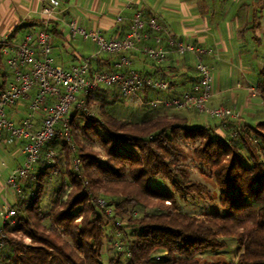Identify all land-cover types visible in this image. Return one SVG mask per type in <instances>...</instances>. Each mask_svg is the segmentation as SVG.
Wrapping results in <instances>:
<instances>
[{
    "label": "trees",
    "instance_id": "trees-1",
    "mask_svg": "<svg viewBox=\"0 0 264 264\" xmlns=\"http://www.w3.org/2000/svg\"><path fill=\"white\" fill-rule=\"evenodd\" d=\"M43 25L25 27L30 33ZM56 30L54 26L53 36ZM105 54L119 60L126 53ZM113 69L114 65L108 71ZM198 79L199 72L196 82ZM169 81L172 90L174 82ZM258 89L264 104V68ZM101 90H113L123 97L118 87ZM171 90L163 96L180 95L169 94ZM145 94L147 98L160 96H152L150 91ZM95 98L86 99L89 112L76 105L71 110L74 150L63 137L43 147L35 178L29 177L28 189H34L37 197L29 202L18 199L15 222L4 225V235L0 234L3 264H104L107 226L111 223L117 230L127 227L131 231H124V248L110 257L109 264H229L200 258L209 249L224 247L222 238L227 237H236L241 245L234 264H264V120L255 126L245 124L246 131L237 137L231 136L230 128L226 138L217 134L215 123L191 126L187 115L154 110L165 107L144 108L142 111L149 110L135 119L119 117L106 100L99 113L91 115ZM96 141L104 155L86 145ZM181 141L198 142L196 158L212 170L222 190L224 212L204 216L181 212L173 192L150 183L155 178L169 181L183 199L203 194L205 186L192 180L181 162ZM50 150L55 152L52 159L47 157ZM75 159L79 160L78 169ZM55 173L61 179L50 195V209L45 211L42 200ZM93 197L104 198L113 209L112 215L95 204ZM125 218L127 225H122Z\"/></svg>",
    "mask_w": 264,
    "mask_h": 264
},
{
    "label": "crops",
    "instance_id": "crops-1",
    "mask_svg": "<svg viewBox=\"0 0 264 264\" xmlns=\"http://www.w3.org/2000/svg\"><path fill=\"white\" fill-rule=\"evenodd\" d=\"M60 1L61 6L52 20L53 26L57 27L53 36V55L58 64L70 68L91 58L95 70L112 68L117 58L99 53L95 42L73 36L70 23L78 20L84 28L101 30L109 39L122 37L129 31L136 11L142 10L146 16H158L165 30L177 40L212 50V53L201 56L214 74L215 96L211 103L236 108L240 118L230 120L235 127L238 123L249 125V121L243 119L242 115L253 114V100L258 97L253 95L252 90L258 89L260 72L264 68V65L259 67L262 62L255 53L256 44H264V7H260L263 0ZM43 6L41 0H0V88L7 87L14 78L6 63V56L1 51V41L15 33L20 39L28 32L25 26L42 24ZM152 35L151 44L168 45L167 34ZM126 55L131 59V69L159 79L167 76L174 82V88L170 89L169 94H182L198 78V57L190 53L180 54L170 48L165 62H153L138 49ZM256 70L258 75L254 79L253 72ZM239 73L242 79L238 77ZM157 94L163 96L167 93L150 91L152 96ZM27 112V104L22 103L10 108L8 115L19 124ZM216 132L221 135L223 130L216 129ZM21 148V142L10 143L6 137L0 140V209L6 203L17 202L14 191L7 185V179L24 162Z\"/></svg>",
    "mask_w": 264,
    "mask_h": 264
},
{
    "label": "built area",
    "instance_id": "built-area-1",
    "mask_svg": "<svg viewBox=\"0 0 264 264\" xmlns=\"http://www.w3.org/2000/svg\"><path fill=\"white\" fill-rule=\"evenodd\" d=\"M41 1L44 4V25L20 39L11 35L1 41V51L6 56V63L14 78L0 92V140L6 137L10 143L21 142L24 155L22 166L14 169L7 179V185L14 191L17 200L29 202L37 197L34 189H25L24 180L30 176L35 178V167L41 158L43 147L49 141L63 137L69 141L71 149H75L70 138L71 109L76 105L79 109L89 112L86 99L95 98L102 87H118L129 105L141 108H191L220 120L240 118L236 108L211 104L215 96L212 70L201 56L212 53V50L177 40L165 30L158 16H146L144 11L137 10L129 31L122 37L110 39L101 30L84 28L78 20L70 23L73 36H81L84 40L95 42L99 53L123 54L138 49L146 58L163 62L167 60L170 48H174L180 54L190 53L198 57L199 79L191 90L174 97L147 98L146 91L168 92L171 83L167 79L144 76L130 69L131 59L126 54L114 63V69L110 71L92 70L91 58H86L70 68L58 64L53 55L52 20L61 6V1ZM153 33L167 34L168 46L161 43L151 44ZM126 68L130 70L126 71ZM252 93L254 96H261L259 89H253ZM22 103L27 104L28 112L17 124L9 117L8 112L10 108ZM245 131V123H241L232 131L231 136L237 137ZM54 156V150H50L48 159ZM74 164L78 169L79 160L75 159ZM92 201L112 215L113 209L104 198L93 197ZM17 214L14 204L6 203L1 207L0 234L4 235V225L13 224ZM3 248L4 242L1 241L0 264H3Z\"/></svg>",
    "mask_w": 264,
    "mask_h": 264
},
{
    "label": "rangeland",
    "instance_id": "rangeland-1",
    "mask_svg": "<svg viewBox=\"0 0 264 264\" xmlns=\"http://www.w3.org/2000/svg\"><path fill=\"white\" fill-rule=\"evenodd\" d=\"M259 8V6H257ZM260 7H264V0L262 2V5ZM263 42H264V36H263ZM257 45V46H256ZM255 52L257 55H259V60L262 62L259 67L264 65V44H256ZM258 70L253 72V78L256 79L258 75ZM244 74V72L242 73ZM213 79L214 74L212 72ZM245 75V74H244ZM239 78L242 79V76H240V73L238 75ZM241 92V91H238ZM105 96L108 97H103ZM248 94H251L248 92ZM252 96V95H251ZM258 98H254V105L252 110V115L248 116L246 114L242 115L243 119H246L249 121L250 126H255L258 121L264 120V104L262 103V100L260 96H257ZM96 100V101H95ZM108 100L110 102L109 109L113 111L116 115L119 117H132L135 119H139L141 117V114L144 112H147L148 110H143L144 108L138 107L136 105H129L127 101L123 98L118 96L116 92L113 90H101L97 97L93 101V105L91 106V115H97L99 113V107L104 101ZM117 100V101H115ZM212 104V103H211ZM257 104V105H256ZM74 106V105H73ZM73 108V107H72ZM257 110H256V109ZM72 110V109H71ZM141 110V111H139ZM154 110H161V112H168V113H177L180 115H187L190 118V124L191 126H199L202 124H217L216 129H222L223 133L222 136L229 138L230 136H227L226 134H229L230 128L233 126L232 121L226 120V123H220V119H215L214 117L210 116L207 113H197L193 110H177V109H154ZM71 114V113H70ZM219 123V125H218ZM239 126V123H238ZM237 129V127H233L232 130ZM227 132V133H226ZM218 134V133H217ZM239 141V138H237V142ZM88 147L93 149L95 152L100 153L101 155H104L103 148L101 144L96 141L95 144L87 143ZM94 145V146H93ZM198 145V142L194 141H181L180 143V149L182 150L181 154V162L182 164L188 168V171L190 172V178L194 181L200 182L205 186V191L203 194H193L186 198H181L176 192H174L171 189V185L169 181H166L162 178H155L151 179L150 183L155 185L158 189L166 190L169 189L171 192L174 193L178 207L181 212L187 213V214H194L197 216H204L208 213L212 212H224L222 205L220 204V195H221V188L216 182L215 176L213 175L212 170L201 160L196 158L195 155V148ZM62 156H64L62 154ZM64 167V166H63ZM61 176L59 173H55L53 175V178L50 182V184L47 185V192L46 197L44 196L42 203L44 206L45 211H49L50 209V195L53 192V190L59 185ZM24 186L25 189L28 190V186L30 185L29 178L24 180ZM80 220V219H79ZM128 218L122 219L121 223L122 225H127ZM48 221L46 223L48 224ZM111 223L107 226V235H106V250L103 254V263L109 264L110 257H113L116 252L119 250H122L124 248V244L126 240L123 238L124 231L130 232L131 230L129 228H123V230L115 229L114 224ZM226 244L222 248L218 249H209L205 251L203 254L200 255V258L202 260H224L229 264H234L237 261L238 255L241 251V245L236 237H227L222 238ZM26 242H30L29 238H25ZM122 246L121 248H119ZM109 255V257H108ZM3 260V258H2ZM123 260L124 257H123Z\"/></svg>",
    "mask_w": 264,
    "mask_h": 264
}]
</instances>
